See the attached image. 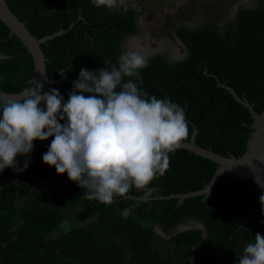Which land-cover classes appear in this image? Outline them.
<instances>
[{"label": "trees", "instance_id": "obj_1", "mask_svg": "<svg viewBox=\"0 0 264 264\" xmlns=\"http://www.w3.org/2000/svg\"><path fill=\"white\" fill-rule=\"evenodd\" d=\"M5 2L36 39L64 31L39 45L50 80L59 79L61 71L74 82L81 68L110 69L121 52L129 51L126 39L139 32L138 13L130 6L118 11L94 7L91 0ZM169 22L166 27L182 44L184 57L149 56V66L140 70L142 83H137L149 96L171 98L185 108L189 135L183 142L195 129L196 146L222 157H240L252 120L220 85L245 99L257 114L264 109V0L238 4L221 24L208 16L194 28H174ZM105 59L111 64L105 65ZM32 76L24 48L0 23V92L18 93L29 87ZM42 86L44 91L58 89L65 101L73 90L67 81ZM52 139L33 141L36 151L27 167L33 184L46 181L47 196L24 178L10 177V184L0 187V264H237L236 253L242 255L256 233L264 236V206L252 179L225 176L207 198L190 197L181 204L175 199L144 203L116 197L105 205L86 199L85 190L67 173L58 175L43 162ZM181 151L170 154L165 175L152 181L150 187L159 189L153 196L197 191L211 178L216 164ZM17 193L26 194L18 206ZM126 195L142 193L133 187ZM129 206L134 211L125 219L122 211ZM79 221L84 225L48 239L62 223ZM187 222L201 229L176 232ZM154 238L171 246L173 254L161 257Z\"/></svg>", "mask_w": 264, "mask_h": 264}, {"label": "clouds", "instance_id": "obj_2", "mask_svg": "<svg viewBox=\"0 0 264 264\" xmlns=\"http://www.w3.org/2000/svg\"><path fill=\"white\" fill-rule=\"evenodd\" d=\"M91 2L108 9L117 5V0ZM148 66L149 58L140 52L123 51L110 69L81 68L67 101L58 89L44 91L36 81L18 99L0 97V172L26 170L33 141L54 137L43 162L58 175L67 173L86 199L110 205L134 187L142 193L140 202H148L159 191L150 187L152 181L165 175L170 154L189 135L185 108L141 90L140 70ZM17 156L26 157L22 167ZM24 179L33 183L30 174ZM259 199L264 206V194ZM133 211L129 206L122 216ZM236 255L237 264H264V236L256 233L254 243Z\"/></svg>", "mask_w": 264, "mask_h": 264}, {"label": "water", "instance_id": "obj_3", "mask_svg": "<svg viewBox=\"0 0 264 264\" xmlns=\"http://www.w3.org/2000/svg\"><path fill=\"white\" fill-rule=\"evenodd\" d=\"M5 1L6 0H0V23L25 50L31 70L33 72V76L29 80L30 85L28 88L32 86L35 87V85H33V82L35 81L40 85H57L62 81H67L72 86L73 81L64 75H60L59 79L57 80H50L47 78L44 66L45 59L39 48L40 44H43L46 41L63 34L64 31L60 30L49 36L36 39L30 35L24 24L11 13ZM220 86L232 96L237 104L246 109L250 119L252 120L251 133L246 142L243 154L238 158L233 156L222 157L213 153L209 149H202L196 146L194 143L196 130L193 129L188 141L182 142L181 147L179 148L184 151L178 153L190 154L216 164V169L214 170L211 178L206 184L203 185L200 190L187 192L184 194H169L164 197L153 196L149 201L175 199L177 204H181L184 199L190 197L200 196L198 199H204L207 198L219 186L225 176L235 177L241 182L247 178L252 179L259 192V196L264 194V109L262 112L257 114L245 99L238 98L233 90L229 89L228 87L223 85ZM22 91L18 93L0 92V97L18 99L19 93ZM41 107H43V105H41ZM123 198L140 201L141 197H131L130 195H126ZM185 224H188V227H186ZM185 224H179L176 227V232L188 230L191 228L190 226L193 223L188 222ZM193 226H195L197 229H201V225L199 224L194 223ZM153 229L157 234L164 237L163 233H161L157 226H154ZM202 239L203 236L200 238L197 246L200 245Z\"/></svg>", "mask_w": 264, "mask_h": 264}, {"label": "rangeland", "instance_id": "obj_4", "mask_svg": "<svg viewBox=\"0 0 264 264\" xmlns=\"http://www.w3.org/2000/svg\"><path fill=\"white\" fill-rule=\"evenodd\" d=\"M247 2V0H244ZM243 0H117V7L124 8L126 4H132L137 7L140 13H142L141 20L145 26L143 36L140 41H143L147 47L151 50H158L163 48L161 51H153L152 53L164 52V50L177 53L182 56V48L179 43L175 40L172 29L166 27L168 21L172 26L176 27L183 24L199 25L204 22V19L208 16L210 19L215 20L217 23H221L227 20V16L234 11L236 5L244 3ZM211 9H210V8ZM205 9H209L207 16L204 14ZM206 16V17H205ZM179 18V19H178ZM144 49V48H142ZM164 49V50H163ZM148 53V49L146 50ZM16 159L22 162L25 159L24 156H17ZM27 172L15 171L12 168H6L3 172H0V187L8 182V178L15 177L23 179L26 177ZM31 188L38 191L39 194L47 196L48 191L46 185L38 180L37 183H32ZM26 197L25 193H17L15 198V204L18 206L22 199ZM84 221L77 223H62L57 230L51 232L48 235V239H54L59 237L66 230L72 229L73 227L84 225ZM194 224V223H193ZM193 224L189 229H197ZM186 225V224H185ZM188 225V224H187ZM186 225V227H188ZM188 229V230H189ZM7 238V237H6ZM5 238V239H6ZM165 239V238H163ZM153 246L158 251L161 257H165L168 253H172L171 246L161 243L157 239H153Z\"/></svg>", "mask_w": 264, "mask_h": 264}, {"label": "flooded vegetation", "instance_id": "obj_5", "mask_svg": "<svg viewBox=\"0 0 264 264\" xmlns=\"http://www.w3.org/2000/svg\"><path fill=\"white\" fill-rule=\"evenodd\" d=\"M244 1V0H243ZM244 3H245V1H244ZM127 6H130V7H132V8H134L135 9V11L138 13V17H137V19H136V26H137V31H139L138 32V34H136L135 36H131V37H128L127 39H126V42H125V44H124V47L127 49V50H131V51H138V52H140L142 55H144V56H146V57H149V56H153V55H155V54H160V53H166L167 54V58L168 59H170V60H179V59H181L182 57H184V55H185V51H184V48H183V46H182V44L180 43V42H178L179 40L175 37V35H174V33H173V36H174V38H175V40L179 43V45L181 46V48H182V56H179L177 53H172L171 51L169 52V51H165L164 49V52H160V53H152L153 51H161V49L163 48V46H161V49H158V50H151V49H149L148 47H147V45L145 44V43H143V41H140V39L139 38H141L142 36H143V33H144V30H145V26L143 25V23H142V20H141V16H142V13H140V11L138 10V8L137 7H134V6H136V5H132L131 3L130 4H126V6L124 7V8H120V7H117V5H116V9L118 10V11H120V10H124ZM237 6V5H236ZM236 8L237 7H235V9H234V11L233 12H231V14H229L228 16H227V20L229 19V18H231L232 16H233V13L235 12V10H236ZM179 19V18H178ZM226 21V20H225ZM225 21H223V22H221V23H224ZM220 23V24H221ZM201 24V23H200ZM199 24V25H200ZM196 26H198V25H188V24H183V25H179V26H174V28H177V27H188V28H194V27H196ZM171 30V29H170ZM172 31V30H171ZM142 48H144V49H142ZM148 49V53L146 52V50ZM36 151V149L34 148V150H33V152L30 154V156L34 153ZM26 158V157H25ZM25 160V159H24ZM24 160H23V162H22V165H23V163H24ZM26 172H27V174H29L28 173V168L25 170ZM188 223V222H187ZM192 223V222H191Z\"/></svg>", "mask_w": 264, "mask_h": 264}]
</instances>
